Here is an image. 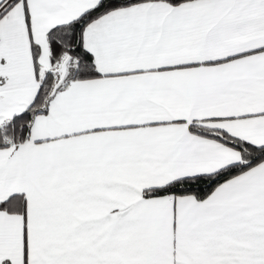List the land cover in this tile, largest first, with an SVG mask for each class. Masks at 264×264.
<instances>
[{
    "label": "snow or ice",
    "instance_id": "1",
    "mask_svg": "<svg viewBox=\"0 0 264 264\" xmlns=\"http://www.w3.org/2000/svg\"><path fill=\"white\" fill-rule=\"evenodd\" d=\"M0 264H264V0H0Z\"/></svg>",
    "mask_w": 264,
    "mask_h": 264
}]
</instances>
